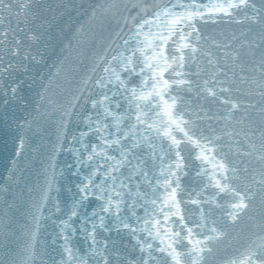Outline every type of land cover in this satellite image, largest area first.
<instances>
[{"label": "snow or ice", "instance_id": "6c2138e0", "mask_svg": "<svg viewBox=\"0 0 264 264\" xmlns=\"http://www.w3.org/2000/svg\"><path fill=\"white\" fill-rule=\"evenodd\" d=\"M246 5L102 0L72 34L55 73L40 76L36 111L57 118L27 199L17 205L11 191L21 156L37 150L26 133L0 182V236L22 211L23 264H264V27L252 40L200 29L243 22L235 12ZM52 13L48 0H19L14 25L0 15V92L14 96L23 82L14 74L45 62ZM245 19L264 24L258 9ZM97 24L96 46L69 75ZM57 79L62 102L49 92ZM189 145L199 150L195 186L185 183ZM233 234L239 247L218 259Z\"/></svg>", "mask_w": 264, "mask_h": 264}, {"label": "water", "instance_id": "95a60500", "mask_svg": "<svg viewBox=\"0 0 264 264\" xmlns=\"http://www.w3.org/2000/svg\"><path fill=\"white\" fill-rule=\"evenodd\" d=\"M101 2L102 0H48L49 6L54 9V13L52 14L57 15L58 18L52 23L46 33L45 42L47 48L45 49V62L39 65L30 64L27 74L23 72L14 74L16 80L23 81L14 96L0 92V182L3 181V176L8 169L9 161L15 155L17 137L22 132L26 133L30 139V145L37 149L35 152L26 150L21 156L20 163L23 166L24 177L19 186L13 183L11 189L13 196L16 198L17 205L22 204L27 199V193L23 191V185L25 182L31 183L35 179L40 164L43 162L44 145L48 142V135L51 132L48 121L57 118L55 115L41 118V114L36 111L37 93L40 90V84L44 82L40 80V76L44 75L46 77L50 70L55 73L56 69L52 68L53 64L59 57L62 59L63 55L67 54L62 51L63 45L67 43V40L82 25L87 29L92 11L97 9ZM197 2L202 6L207 5L210 8L211 4L219 3L221 0H197ZM18 6L19 0H4L3 5H0V15L4 17L5 27L8 26L9 22L14 25L19 18L17 16ZM254 9L260 10L261 20L264 21V0H247V5L235 12V18H239L243 22H202L200 29L206 35H216L218 39L222 38L218 35L219 33H223L224 37H230L233 32L237 34L240 40H252L253 37L258 39L264 24L252 23L245 19L246 16L254 14ZM60 12H63L62 16L59 15ZM94 31L97 33V36L92 37L90 34L86 38L89 40V43L84 45L81 59L77 60L73 56L74 62L70 60V66L66 65L69 75L75 76L76 73L72 72L71 68L77 66L82 67L83 63L87 62L85 58L91 55L92 47L96 46V42L99 40L100 26L98 24L95 26ZM245 32L246 35H244ZM237 43H239V40ZM257 55H259V50H257ZM61 84H63V81L57 79L49 90L52 99L57 102H62L64 95H66L60 87H57V85ZM65 87L67 86L65 85ZM27 120L33 121L31 130L23 129L20 126L22 122ZM198 151L194 150V146L192 145H189L185 149L186 154H191V162L193 165L192 175L185 179V183L189 186H195L194 181L196 178L194 172L198 168V163L194 160V156ZM64 159L65 157L63 155L58 157L61 163H67L72 158L69 156L67 161ZM67 171H70V169H66ZM71 180V176L67 177L66 183ZM13 216L14 219L10 225V234L6 233L4 236H0V264H23L24 261V252L22 250L24 238L21 235V226L23 224L22 211L19 209L14 210ZM241 227L243 226L241 225ZM234 235L224 240L217 256L218 259L234 255L235 248L239 247L234 239ZM37 237L36 251L37 253H41L44 250L42 243L47 246L46 240L48 238H46L45 231H42V229L37 232ZM107 239L109 242L114 239L119 241L121 237L112 233Z\"/></svg>", "mask_w": 264, "mask_h": 264}]
</instances>
